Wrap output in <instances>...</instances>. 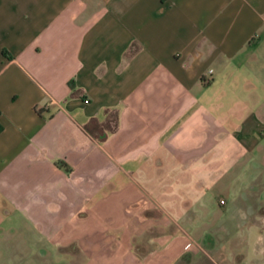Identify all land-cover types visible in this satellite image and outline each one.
<instances>
[{"label":"crops","instance_id":"1","mask_svg":"<svg viewBox=\"0 0 264 264\" xmlns=\"http://www.w3.org/2000/svg\"><path fill=\"white\" fill-rule=\"evenodd\" d=\"M260 85L264 0H0V264L264 262Z\"/></svg>","mask_w":264,"mask_h":264},{"label":"rangeland","instance_id":"2","mask_svg":"<svg viewBox=\"0 0 264 264\" xmlns=\"http://www.w3.org/2000/svg\"><path fill=\"white\" fill-rule=\"evenodd\" d=\"M246 70L241 69L240 73L243 74L245 73ZM239 72V71H238ZM239 85H237V87L231 83V84H221L220 82L215 83L214 85L211 86V90H214L216 92H218L219 90H224V92H226L225 96L222 98V101L225 102V108L229 107L231 105V102L236 101V98L234 96V94L237 93H242V88H238ZM263 85H260L257 89V91L259 93H261V91L264 89L262 88ZM230 117V119H232V121L237 122V119L242 117V116H235V115H228ZM264 136V134L262 135ZM245 174H247L244 177L243 183H241L239 185V187L241 188V191L239 193H237V196L230 198V201L233 202H237V203H246L249 202V204H253L256 200H257V196L254 195L252 197L249 196V194L247 193L248 191H245V184L248 182H250V178L252 176L255 177H259L261 178L262 175H264V138H262L260 140V145L255 149V151L253 152V158H252V162L251 164H249V166L247 167V169L245 170ZM258 179V178H257ZM261 181L259 180H255L254 182H252L250 185L252 188H256L258 184H260ZM217 195V194H216ZM218 198V197H217ZM234 245H237L238 248H244L245 244H240L239 242H237V240L234 241ZM248 245V244H247ZM248 253L252 254V250L253 249L251 247V244L248 245ZM66 251H69V249H64V254L62 253V255H58L56 257H50L47 260H45L43 262V260H36L33 259L32 262H29L27 264H79L81 258L79 256H74L73 259L68 256L67 253H65ZM260 264H264V262L260 261Z\"/></svg>","mask_w":264,"mask_h":264},{"label":"trees","instance_id":"3","mask_svg":"<svg viewBox=\"0 0 264 264\" xmlns=\"http://www.w3.org/2000/svg\"><path fill=\"white\" fill-rule=\"evenodd\" d=\"M0 128H1V126H0ZM102 137H103V134L99 136V140H101V139H102ZM59 165H61V163H60V162H59Z\"/></svg>","mask_w":264,"mask_h":264},{"label":"built area","instance_id":"4","mask_svg":"<svg viewBox=\"0 0 264 264\" xmlns=\"http://www.w3.org/2000/svg\"><path fill=\"white\" fill-rule=\"evenodd\" d=\"M208 73H210V70H208ZM219 203L221 204V203H222V201L220 200V201H219Z\"/></svg>","mask_w":264,"mask_h":264}]
</instances>
